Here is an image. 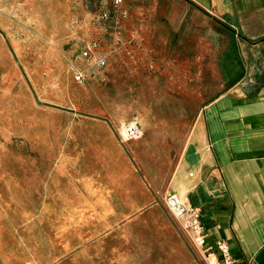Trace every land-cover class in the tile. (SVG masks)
I'll return each mask as SVG.
<instances>
[{"label":"crops","instance_id":"0c3cea01","mask_svg":"<svg viewBox=\"0 0 264 264\" xmlns=\"http://www.w3.org/2000/svg\"><path fill=\"white\" fill-rule=\"evenodd\" d=\"M91 5L0 0V51H47L76 80L82 64L58 55V30L82 43L84 62L97 29L106 59L84 70L97 108L49 111L39 138L54 202L34 227L66 264H199L165 203L175 192L201 208L208 243L227 240L237 264H264V0H123L110 28ZM132 118L143 136L124 141L120 124Z\"/></svg>","mask_w":264,"mask_h":264},{"label":"rangeland","instance_id":"374dc122","mask_svg":"<svg viewBox=\"0 0 264 264\" xmlns=\"http://www.w3.org/2000/svg\"><path fill=\"white\" fill-rule=\"evenodd\" d=\"M95 1L89 0L94 20L100 8L105 7L93 4ZM92 38H99L97 29L87 42ZM51 40L45 36L41 43L48 45ZM55 42L58 55L69 54L67 63L73 60L82 64L83 70L90 69V60L85 58L83 62L78 57L82 43L63 27ZM94 81L83 84L74 80L69 65L61 59L50 61L47 51L41 53V59L31 51H14L12 45L0 51V264H66L63 256L58 257L60 253L50 250L47 229L34 227L36 217L43 220L48 214L39 209L54 202L46 187L47 145L39 137L47 133L51 108L98 107ZM66 93L73 100L66 98ZM84 93L88 98H82ZM196 247L199 264H209L205 253Z\"/></svg>","mask_w":264,"mask_h":264},{"label":"built area","instance_id":"2783aa9c","mask_svg":"<svg viewBox=\"0 0 264 264\" xmlns=\"http://www.w3.org/2000/svg\"><path fill=\"white\" fill-rule=\"evenodd\" d=\"M123 0H113L110 7H101L100 12L95 16L97 24L101 28L116 27L127 10L122 8ZM100 41L98 38L90 39L82 51L87 59L95 60V64L103 67L106 59L97 56ZM75 79L82 83L86 80V71L75 69ZM120 135L124 141L138 139L143 136V129L137 118L125 120L120 124ZM165 203L169 210L177 217L185 231H187L194 243L203 251L209 264H237V259L231 251L227 240L219 239L215 243H208L209 232L201 218V208L191 203L186 196L175 192L165 194Z\"/></svg>","mask_w":264,"mask_h":264}]
</instances>
